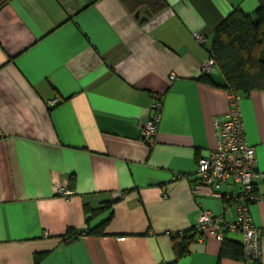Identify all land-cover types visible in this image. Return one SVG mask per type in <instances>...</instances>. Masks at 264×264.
Returning <instances> with one entry per match:
<instances>
[{
    "label": "crops",
    "instance_id": "obj_1",
    "mask_svg": "<svg viewBox=\"0 0 264 264\" xmlns=\"http://www.w3.org/2000/svg\"><path fill=\"white\" fill-rule=\"evenodd\" d=\"M165 1L154 17L120 0L0 8V264L38 255L39 264H256L221 257L226 242L243 243L239 232L196 237L179 258L173 239L194 233L200 205L226 214L212 188L193 193L197 159L216 149L215 120L230 110L218 67L213 84L201 69L222 21L235 9L254 14L259 1ZM156 95L163 110L149 147L141 124ZM240 107L263 174L250 212L264 231V91L241 95ZM235 191L230 182L219 190Z\"/></svg>",
    "mask_w": 264,
    "mask_h": 264
},
{
    "label": "built area",
    "instance_id": "obj_2",
    "mask_svg": "<svg viewBox=\"0 0 264 264\" xmlns=\"http://www.w3.org/2000/svg\"><path fill=\"white\" fill-rule=\"evenodd\" d=\"M199 43L205 38L195 35ZM215 65L213 58L202 66L201 74H209ZM171 79H175L172 75ZM230 103L229 112L222 118L215 120L217 147L206 156H201L196 162V180L193 193H199L201 187L215 190V196L226 200L225 215L216 216L211 210L201 211L194 233L198 240L205 236L224 242L227 232H239L243 235L244 258L256 264L262 255V239L264 231L254 225L250 212V205L259 200L257 182L263 178L257 165L255 148L246 141V130L243 113L240 107L241 94L228 90ZM56 101L49 102L54 105ZM163 110V97L156 95L150 108L149 117L141 124L142 140L149 147L155 145ZM235 187L234 194L221 193L220 188L226 183ZM61 194L67 195L64 190ZM124 197V195L122 194ZM232 203V207L230 206ZM235 208L237 218L230 217L231 209ZM184 236V235H182Z\"/></svg>",
    "mask_w": 264,
    "mask_h": 264
},
{
    "label": "trees",
    "instance_id": "obj_3",
    "mask_svg": "<svg viewBox=\"0 0 264 264\" xmlns=\"http://www.w3.org/2000/svg\"><path fill=\"white\" fill-rule=\"evenodd\" d=\"M8 1L10 0L0 3V8ZM120 1L131 13L145 11L147 17L157 16L168 8L165 0ZM258 1L259 6L254 14L247 15L241 9H235L225 18L215 31L212 46L211 57L225 79L226 89L246 96L254 91H264V0ZM207 75H202L201 80L213 84ZM74 181L72 177V185ZM108 223L109 220H106L91 230L90 234H103ZM78 235L75 230H69L66 237L73 241ZM196 237L197 233L174 237L175 253L178 258L186 253L189 243ZM44 256H36L35 263L39 264ZM221 257L243 260V244L226 242Z\"/></svg>",
    "mask_w": 264,
    "mask_h": 264
},
{
    "label": "rangeland",
    "instance_id": "obj_4",
    "mask_svg": "<svg viewBox=\"0 0 264 264\" xmlns=\"http://www.w3.org/2000/svg\"><path fill=\"white\" fill-rule=\"evenodd\" d=\"M3 1H5V0H0V3H3Z\"/></svg>",
    "mask_w": 264,
    "mask_h": 264
}]
</instances>
